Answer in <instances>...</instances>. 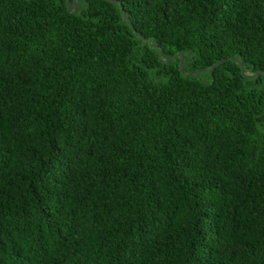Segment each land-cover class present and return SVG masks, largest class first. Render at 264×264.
I'll return each instance as SVG.
<instances>
[{
  "label": "trees",
  "instance_id": "16d2710c",
  "mask_svg": "<svg viewBox=\"0 0 264 264\" xmlns=\"http://www.w3.org/2000/svg\"><path fill=\"white\" fill-rule=\"evenodd\" d=\"M69 1L0 0V264H264V0Z\"/></svg>",
  "mask_w": 264,
  "mask_h": 264
},
{
  "label": "water",
  "instance_id": "95a60500",
  "mask_svg": "<svg viewBox=\"0 0 264 264\" xmlns=\"http://www.w3.org/2000/svg\"><path fill=\"white\" fill-rule=\"evenodd\" d=\"M109 1H111V2H114V3H117L118 1H116V0H109ZM67 6H68V8L70 7V1L69 0H67ZM74 7H75V9H74V11L73 12H76V10H77V0H74ZM121 14H122V16H124V12H123V8L121 7ZM162 55H163V52H161V56H160V58L162 57ZM175 58V57H174ZM182 55H180V69H181V72L183 73V74H185L184 73V70H183V60H182ZM237 63H239L238 61H236ZM240 65H241V68H242V70H243V68H244V66L241 64V63H239ZM218 65V62L217 63H215L210 69H208V70H199V71H197V72H203V71H211V70H213V69H215L216 68V66ZM186 76H190L191 74H185ZM249 77H251V76H249Z\"/></svg>",
  "mask_w": 264,
  "mask_h": 264
}]
</instances>
